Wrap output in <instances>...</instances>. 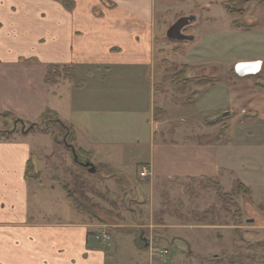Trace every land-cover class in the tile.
<instances>
[{
    "label": "rangeland",
    "instance_id": "obj_1",
    "mask_svg": "<svg viewBox=\"0 0 264 264\" xmlns=\"http://www.w3.org/2000/svg\"><path fill=\"white\" fill-rule=\"evenodd\" d=\"M230 1L157 0L154 52L157 64L135 71L130 84L122 80L123 74L121 83H113V76L119 74L114 69L105 72L107 87L99 88L120 93L116 96L121 111L117 114L104 110L95 115V120H104L108 127L111 124L114 132L104 133L103 139L107 134V149L115 156V166H123L132 177L125 178L99 166L102 161L99 156L90 162L97 165L95 173L76 164L63 143L65 135H58L55 126L49 129L59 141H52L55 148L44 136L41 139L47 145L39 150L34 145V161L40 164L38 158L43 160L39 166L43 187L56 177L76 191L86 217L97 225L96 232H106L111 237L102 244L108 253H113L115 247L123 257L132 253L134 237L140 245L142 238L147 239V248L153 256L161 248L167 249L168 259L175 258L173 264H264V90L261 88L264 87V0H248L238 5L237 11L242 14L237 16L229 15L222 6ZM190 15H197L198 21L183 33L193 35L195 40L169 41L168 28L179 18ZM234 22L242 27H235ZM248 62H260L259 72L239 76L236 64ZM152 70L157 83L154 120L150 119L149 97L140 80L145 75L149 82ZM182 73L189 79H202L201 84L175 83L174 76L179 81ZM210 93L208 103L204 104ZM127 99L133 100L137 109L126 107ZM196 101L204 105L193 118L198 122L185 127L181 123L174 125L173 121L180 122L176 112L186 110ZM250 109L255 110L249 112ZM216 115L225 116L221 122L211 124ZM164 119L168 122L160 126ZM38 125L14 124L11 119L0 118V133L9 131L12 138L16 134H45L52 140L48 125L40 122ZM223 126H226L224 133ZM178 127L184 130L180 128L177 132ZM153 131L160 132L164 138L189 137L194 143L222 142L218 147L222 179L215 180L231 196V201H219L214 188L202 179L167 181L151 189V171L143 164L150 157V140L155 139ZM137 155L140 156L136 158ZM143 167L149 171L144 179L139 176ZM239 183L249 193L239 190ZM42 197V204L47 205V198ZM167 262L172 264L170 260Z\"/></svg>",
    "mask_w": 264,
    "mask_h": 264
},
{
    "label": "crops",
    "instance_id": "obj_2",
    "mask_svg": "<svg viewBox=\"0 0 264 264\" xmlns=\"http://www.w3.org/2000/svg\"><path fill=\"white\" fill-rule=\"evenodd\" d=\"M64 1L0 0V115L9 113L34 123L46 109H51L74 127L76 145L90 155L89 163L99 156L102 159L99 166L130 178L122 166L125 163L121 168L115 166V156L107 149V134L103 139L104 133L114 132L111 124L108 127L104 120H95V115L104 110L120 113L116 96L120 93L101 91L99 87H107L105 72L110 69L119 73L113 76V83H121L123 74L122 80L130 84L135 71L157 64L154 56L157 0H72V10L66 9ZM49 65L74 69L82 86L75 88L70 80L47 85ZM145 77L140 80L149 97L150 119L154 120L157 94L154 71L149 82ZM124 105L137 109L133 100ZM203 106L196 101L186 110L177 111L180 122L173 121L174 125L197 123L193 118L201 113ZM252 110L255 109L249 112ZM167 122L164 119L159 123L162 126ZM146 124L150 125V120ZM183 127L180 128L184 130ZM159 133L153 131L155 139L150 140V157L143 164L151 171V189L167 181L222 179L218 149L222 142L194 143L189 137L170 139ZM41 136L49 138L55 148L53 139L45 134H16L10 141L0 138V264L175 262L173 257L168 259L170 252L165 248L151 255L144 238L140 245L133 237L132 253L124 257L118 247L108 253L107 248L96 242L97 225L68 202L56 177L43 187L39 167L43 160L38 158L41 165L34 161V147L39 150L47 145ZM28 168L32 169L29 174ZM42 196L47 198V205L42 204Z\"/></svg>",
    "mask_w": 264,
    "mask_h": 264
},
{
    "label": "trees",
    "instance_id": "obj_3",
    "mask_svg": "<svg viewBox=\"0 0 264 264\" xmlns=\"http://www.w3.org/2000/svg\"><path fill=\"white\" fill-rule=\"evenodd\" d=\"M246 1H248V0H232V1L227 2V3H223L222 6L225 8V10L227 11V13L229 15L237 16V15L242 14V11H237L236 7L240 4H243ZM64 6L66 7V9L72 10L74 3L72 0H66V1H64ZM233 25H235V27H237V28L242 27V26L238 25L236 22H234ZM183 74L184 73H182V75ZM178 78L179 77H177V75L174 76L175 83H182V84H186V85L194 83L195 85H197V84H201V82H202V79H189V78H186L184 75L182 78H180L181 80L179 79V81H178ZM60 79L72 81L74 83L75 88H80L82 86V83L79 81L77 74H76L74 69L69 68V67H61L58 65H49L48 69H47L46 77H45V83L47 85H52V84L57 83ZM261 88H262V90H264V87H261ZM224 116L225 115H219V116L216 115L215 120H213V122H211V124L218 123V121L223 119ZM0 118H4L5 120L11 119L14 122V124L21 123L23 125L29 124L30 126H39L38 125L39 122L44 123V124L48 125V128H47L48 131L51 130V126H55L56 128L59 129L58 135H62V133H63V135H65L66 139L70 138V141L65 139L63 141V143L68 148L67 150H69L70 153L72 154L73 161L76 164L81 166L82 162H87V160H89L90 155L76 146L77 135H76V131H75L74 127L72 125L62 121L60 119L59 115L56 112L52 111L51 109H46V111L40 116L38 123L24 122V121L16 118L14 115L9 114V113L1 114ZM221 131L224 133L226 131V126L221 127ZM50 133H51L53 140L56 143H58L59 141L57 140V137L55 135H53V133L51 131H50ZM0 138L4 139L6 141H10L11 137H10L9 131H4L3 133H0ZM73 150H74V153L72 152ZM75 156L77 157V160H75ZM31 170H32L31 168H28V174H29V172H31ZM202 180H205L206 182H208L210 184L211 187L214 188V190L216 191V197L219 201L225 202V203H229L231 201V199H232L231 196L228 193L224 192L223 187L218 182H216L215 179L204 178ZM56 181H57L58 185L62 188V190L66 193V197H67L68 202L73 207H75V209L78 212L85 214V211H84L85 208H84L81 200L78 199V197L76 196V191L72 190L67 183H65L61 180H56ZM238 189L241 191H244V193H249V190L247 189V187L243 183H239ZM227 211H228V209H227Z\"/></svg>",
    "mask_w": 264,
    "mask_h": 264
},
{
    "label": "water",
    "instance_id": "obj_4",
    "mask_svg": "<svg viewBox=\"0 0 264 264\" xmlns=\"http://www.w3.org/2000/svg\"><path fill=\"white\" fill-rule=\"evenodd\" d=\"M198 21L197 15H190L187 17L179 18L176 22H174L166 32V38L172 42H192L195 40L193 35H186L183 33L190 25L196 23ZM261 68L260 62H248V63H238L235 66V71L239 76H244L246 74H256L259 72ZM74 153V150H73ZM75 160L77 157L75 156ZM82 167L88 168L91 173L96 172V168L89 162L82 163Z\"/></svg>",
    "mask_w": 264,
    "mask_h": 264
},
{
    "label": "built area",
    "instance_id": "obj_5",
    "mask_svg": "<svg viewBox=\"0 0 264 264\" xmlns=\"http://www.w3.org/2000/svg\"><path fill=\"white\" fill-rule=\"evenodd\" d=\"M139 176H140V178H142V179H144V178H147L148 176H149V171H148V169H147V167H143L142 169H141V171H140V173H139ZM95 239L99 242V243H101V244H103V243H105V242H109L110 240H111V237L110 236H108V234L106 233V232H96L95 233ZM163 253H167L166 251H164Z\"/></svg>",
    "mask_w": 264,
    "mask_h": 264
},
{
    "label": "flooded vegetation",
    "instance_id": "obj_6",
    "mask_svg": "<svg viewBox=\"0 0 264 264\" xmlns=\"http://www.w3.org/2000/svg\"><path fill=\"white\" fill-rule=\"evenodd\" d=\"M184 31V30H183Z\"/></svg>",
    "mask_w": 264,
    "mask_h": 264
}]
</instances>
